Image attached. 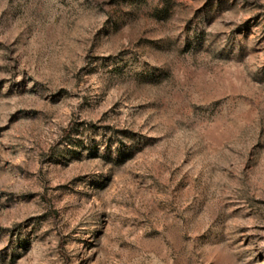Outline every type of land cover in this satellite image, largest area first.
<instances>
[{
  "label": "rangeland",
  "instance_id": "1",
  "mask_svg": "<svg viewBox=\"0 0 264 264\" xmlns=\"http://www.w3.org/2000/svg\"><path fill=\"white\" fill-rule=\"evenodd\" d=\"M0 264H264V0H0Z\"/></svg>",
  "mask_w": 264,
  "mask_h": 264
}]
</instances>
